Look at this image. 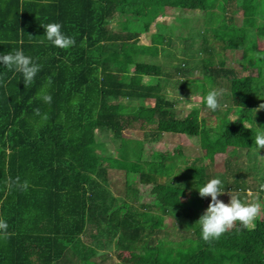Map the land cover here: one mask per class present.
Instances as JSON below:
<instances>
[{"label":"trees","instance_id":"1","mask_svg":"<svg viewBox=\"0 0 264 264\" xmlns=\"http://www.w3.org/2000/svg\"><path fill=\"white\" fill-rule=\"evenodd\" d=\"M238 7L251 18L235 27ZM156 13L171 24L156 22ZM262 20L264 0H0V55L22 49L40 66L25 87L22 75L0 62V219L8 224L7 237L0 234V264H105L108 250L122 258L111 264H264V172L248 153L264 129V111L257 128L246 123L256 107L264 108ZM52 22L75 38L74 47L40 43L42 24ZM196 22L202 25L192 33ZM175 29L190 36H177L171 49ZM250 40L257 45L246 49ZM247 51L255 56L246 67ZM229 56L238 57L235 67ZM197 72L207 115L193 109L177 117L176 99L161 82L175 79L182 94L184 79ZM212 89H224L222 99L230 102L239 99L235 115L226 102L215 112L206 107ZM135 123L155 129L141 140L122 139ZM107 133L116 157L103 149ZM169 134L195 139L196 152L148 150ZM219 156L226 158L220 173L204 166ZM179 157L186 165L181 173ZM248 159L250 171L235 168ZM212 178L221 179L224 194L260 199L262 209L254 227L236 224L205 243L196 222L208 197L187 193ZM172 217L176 229L163 228Z\"/></svg>","mask_w":264,"mask_h":264},{"label":"rangeland","instance_id":"2","mask_svg":"<svg viewBox=\"0 0 264 264\" xmlns=\"http://www.w3.org/2000/svg\"><path fill=\"white\" fill-rule=\"evenodd\" d=\"M162 16V13H156L154 15V19L156 20V22H162L163 24H166V25H170L171 22H172V19L171 18H168V17H161ZM160 17V18H159ZM251 16L250 15H247L245 16L243 10L238 7L237 10H236V14L234 15V22H233V25L235 27H238L240 26V24H242V19H245V18H248ZM158 18V19H157ZM253 18V17H252ZM257 19L258 22H260V19L258 16H256L255 20ZM160 20H163V21H160ZM262 23H264V20H262ZM202 25V22H196L195 24L193 23L192 27L193 29V32H196V27L199 28L200 26ZM189 35L188 32L186 31H182L181 29H175L172 31V37L171 38V42L169 44V48H173V47H177V36L179 35ZM190 36V35H189ZM194 36V35H193ZM195 37V36H194ZM257 43H254L252 40L250 41H247L246 44H245V47L246 49L247 48H254L253 46H256ZM221 52V51H220ZM248 52V51H247ZM253 56H255V54L253 53V51L248 52L246 53V56H245V59H246V63H245V66L247 67L248 66V62L247 60H250V58H252ZM243 57L242 55L240 56V58ZM222 55H220V58L219 59H222ZM228 60V65L230 67L234 66V63H233V60H238V57L236 56H229V58H227ZM262 59V58H260ZM160 60V58H159ZM167 60V59H166ZM174 63H179L180 60H173ZM168 62V61H167ZM244 75H246V73H244ZM262 82L264 83V78L261 79ZM184 90L182 91V94H177L176 91H178V83H176V80L175 79H171V80H165L163 82H161V85L162 87L166 90V96L168 98H173V99H176V104H175V111H176V116L177 117H180V116H185L187 114H189L191 112V110L193 109H197L199 111V114L200 116H203L204 115L206 116L207 113H203V111L201 110L202 109V106H201V103H202V84H204V81H203V78L201 77L200 73H194L192 76L190 77H187L186 79H184ZM260 87H258L257 89H259ZM260 90V89H259ZM258 98H261L262 100H264V93L262 95H260ZM224 102H226L225 104L227 106H229V108L233 107V106H241V103L239 101V99L237 98H234V99H231V102L230 100L228 101L226 98H223L222 101H221V104H223ZM149 104L152 105L151 102H148ZM233 108V115H235L237 113V110L238 108ZM224 109V107H222ZM221 108V109H222ZM207 109V108H206ZM232 110V109H231ZM260 111H264V108L262 107H256L255 108V111H254V115H255V118L254 117H249V118H244L243 120H247V124L248 126H252L253 128H257V116L258 114L260 113ZM235 113V114H234ZM217 119L218 118H221L222 115H217L216 116ZM238 117L236 116V119ZM217 120H216V125H217ZM135 128L134 129H131L130 131H125L122 133V139H129V138H132V137H136L138 140H141L143 139V134L148 132L149 130H154L155 129V124L154 123H147L146 125H142V129H139L138 125L135 123L134 124ZM104 137V136H103ZM100 139V138H99ZM101 143L104 144V147L103 149H106V153H112L113 156L116 157L117 155V150H116V147L114 146V144H112L111 142V138H110V134L107 133L105 135L104 138H101ZM147 144L143 145V148L145 147L146 149L149 148V146L147 147L146 146ZM193 146H196V143H195V139H192V138H189L187 136H184V135H172V134H169V135H165V137H161L159 138V140H157L156 142L153 143V147H151L150 150L151 152H158V153H161V154H164V155H169V156H174L175 154V151L176 152H180V154L182 153V155H188L190 152V150H193V152L191 153V155H193L196 150ZM147 152V151H146ZM249 155H255L256 154V159L257 162L261 161L260 164L264 167V148H261L260 151L258 152L256 150V147H253L252 149H250V151H248ZM182 157V156H181ZM179 157L178 160L176 159V163L178 165V172L181 173V171H184L186 165L184 164V159ZM253 157V156H252ZM151 157L149 156L148 159H150ZM205 160V159H204ZM174 161V160H173ZM166 163H169L170 160H166L165 161ZM207 167L208 170H210L211 172H215V173H220L222 170H224V168L226 167V158L223 159L222 156H219L215 159L214 163L213 164H210L208 160H205L203 162ZM245 163V164H244ZM244 163L242 164V162L238 165L235 166V168L239 169V170H243V167L244 166H247L248 168H246L248 171H250V167L249 165L250 164H253V162H251V159H248L246 161H244ZM231 165L234 166L235 165V162L234 161H231ZM262 166H259V173L263 174V167ZM179 178L181 179V176L178 174H175L172 176V178ZM114 182L116 183L115 184V187L122 192V185L120 183V176L117 174L114 176ZM118 180V181H117ZM248 180V179H247ZM165 181V180H163ZM184 181V180H182ZM185 182V181H184ZM112 186V185H111ZM110 186V189L113 191V188H111ZM186 186L188 187L189 184H186ZM196 191V192H195ZM195 191H192V192H188L187 195L190 196L189 193H191V196L194 197L196 193H198L197 191L198 190H195ZM114 192V191H113ZM114 194H119V193H116L114 192ZM139 197H141L140 199L141 200H146L148 197H147V194L143 192L140 193ZM218 199H220L221 201H223L224 203H229L230 201V195L229 194H223L221 196L218 197ZM206 200V203H205V210L207 209L209 203L211 202V197H208L205 199ZM259 202H260V199H257ZM256 201V200H254ZM260 217L259 216L255 221H254V225H257L259 222H260ZM180 221V219H179ZM259 221V222H258ZM174 223H176V218H169V220H165L163 221V228H167V230H173V229H176V225H174ZM179 225H181L180 222H178ZM237 224H239V222H237ZM240 225V224H239ZM241 226V225H240ZM182 227V226H181ZM101 252V251H100ZM103 253V252H102ZM102 253H98L99 255H101ZM106 254H110L111 255V260L110 259H106V262L105 264H111L112 262L114 263H117V262H121L120 259L116 258V256L114 255V253H112L111 251H106ZM99 255L96 259V261L99 263Z\"/></svg>","mask_w":264,"mask_h":264},{"label":"clouds","instance_id":"3","mask_svg":"<svg viewBox=\"0 0 264 264\" xmlns=\"http://www.w3.org/2000/svg\"><path fill=\"white\" fill-rule=\"evenodd\" d=\"M42 27L45 28L46 32L40 43H44L47 40L52 46L60 49H69L75 46V38L66 35L62 31L60 23L42 24ZM0 62L6 66V69L20 73L25 87L32 84L37 73L40 71L39 64L34 62L31 56L26 55L22 49L11 50L7 54L0 55ZM223 94L224 89H212L208 91L204 97L206 107L213 112L217 111L222 106L220 101ZM42 99L49 104L52 101L51 95L48 94L44 95ZM37 115H39V110H37ZM254 145L258 152L261 148H264V129H258ZM221 186V179L212 178L197 189L201 197H211V202L206 211L196 222L200 226L201 238L205 243H212L218 240L224 233L232 229L237 222L244 229L254 227V221L261 213L262 205L258 200L252 202L242 201L239 194L230 193L229 203H224L218 199L219 196L225 193ZM22 188L25 191L27 190V181L24 182ZM260 189L264 190V184L260 185ZM7 228V222L0 219V234L4 238L7 237Z\"/></svg>","mask_w":264,"mask_h":264}]
</instances>
